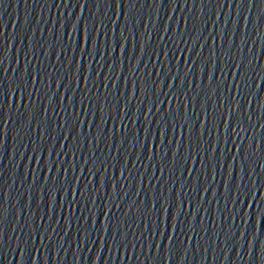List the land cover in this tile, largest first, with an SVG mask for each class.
Listing matches in <instances>:
<instances>
[{
  "label": "water",
  "instance_id": "1",
  "mask_svg": "<svg viewBox=\"0 0 264 264\" xmlns=\"http://www.w3.org/2000/svg\"><path fill=\"white\" fill-rule=\"evenodd\" d=\"M0 264H264V0H0Z\"/></svg>",
  "mask_w": 264,
  "mask_h": 264
}]
</instances>
